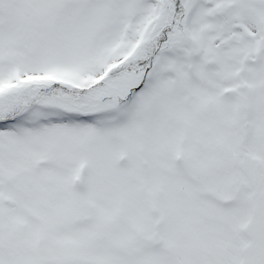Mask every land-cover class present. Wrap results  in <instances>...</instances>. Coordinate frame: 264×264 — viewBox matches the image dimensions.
I'll return each instance as SVG.
<instances>
[{"label":"snow or ice","instance_id":"1","mask_svg":"<svg viewBox=\"0 0 264 264\" xmlns=\"http://www.w3.org/2000/svg\"><path fill=\"white\" fill-rule=\"evenodd\" d=\"M0 264H264V0H0Z\"/></svg>","mask_w":264,"mask_h":264}]
</instances>
